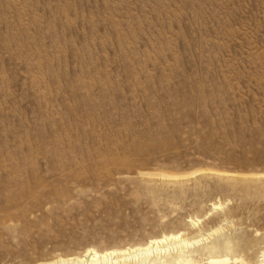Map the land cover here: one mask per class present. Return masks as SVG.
I'll return each mask as SVG.
<instances>
[{"label":"rangeland","instance_id":"374dc122","mask_svg":"<svg viewBox=\"0 0 264 264\" xmlns=\"http://www.w3.org/2000/svg\"><path fill=\"white\" fill-rule=\"evenodd\" d=\"M219 227L260 255L264 0H0V264Z\"/></svg>","mask_w":264,"mask_h":264},{"label":"bare ground","instance_id":"6f19581e","mask_svg":"<svg viewBox=\"0 0 264 264\" xmlns=\"http://www.w3.org/2000/svg\"><path fill=\"white\" fill-rule=\"evenodd\" d=\"M192 174L194 173L162 174L161 176L177 180ZM227 174V179L235 181V179L241 178L245 180V183L246 179L248 181L258 179V174L241 176L235 173ZM251 183L247 182L245 187L249 188ZM199 222L201 219L193 221L194 224ZM223 229L219 227L213 230L206 237L207 239L215 234L213 239L193 248H189V245L199 243L202 238L194 239L193 242L179 231L156 236L144 244L128 248H111L100 251L90 246L82 254L57 258L42 264H229L230 261L239 262V264H264V247L255 261L246 260L244 253L252 248L255 240L246 241V236H232L223 232ZM171 241L173 242L171 243Z\"/></svg>","mask_w":264,"mask_h":264}]
</instances>
